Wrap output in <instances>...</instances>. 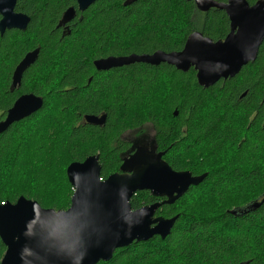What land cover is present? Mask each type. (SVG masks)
Wrapping results in <instances>:
<instances>
[{
    "label": "trees",
    "instance_id": "obj_1",
    "mask_svg": "<svg viewBox=\"0 0 264 264\" xmlns=\"http://www.w3.org/2000/svg\"><path fill=\"white\" fill-rule=\"evenodd\" d=\"M124 1L95 0L64 35L57 23L73 0L16 1L15 11L30 21L25 30L0 34V119L19 93L40 95L43 105L0 132V202L24 196L66 209L73 192L67 165L98 154L105 179L120 171L128 150L120 136L150 123L156 151L172 169L205 177L155 210L177 215L165 238L134 241L97 264H264V39L253 61L208 87L198 85L192 68L167 63L97 70L92 60L108 55L179 50L197 27L213 40L229 31L225 12L215 8L195 25L193 0ZM33 48L37 59L11 90L13 68ZM101 113L100 126L83 120ZM195 152L198 161L188 165ZM152 201L147 191L130 198L134 209ZM4 251L0 240V260Z\"/></svg>",
    "mask_w": 264,
    "mask_h": 264
},
{
    "label": "water",
    "instance_id": "obj_2",
    "mask_svg": "<svg viewBox=\"0 0 264 264\" xmlns=\"http://www.w3.org/2000/svg\"><path fill=\"white\" fill-rule=\"evenodd\" d=\"M16 1L0 0L1 35L6 29L25 30L30 21L27 14L14 10ZM74 1L82 11L95 0ZM131 1L125 0L124 5ZM193 1L196 10L207 12L215 8L225 12L229 31L224 38L213 40L193 30L179 50L109 55L95 59V69L107 70L135 62L167 63L183 72L192 67L198 85L203 87L236 75L242 66L256 58L264 39V0H256L253 4L246 0ZM74 15L75 8L69 6L58 26ZM38 52V48L30 50L18 62L12 74V87L20 83L22 73L37 59ZM42 105L41 96L20 95L0 120V132L30 116ZM105 117L104 113L85 114L83 120L100 126ZM162 155L163 152L154 157L139 154L124 159L120 171L103 180L97 154L69 163L65 172L73 192L66 209L44 208L36 200L24 196L13 203L0 204V240L5 246L0 264H97L108 261L116 249L134 241L154 236L165 238L177 215L154 217L155 210L161 203H173L190 186L201 183L205 173L195 176L188 170L176 171ZM143 190L166 198L132 209L130 198ZM230 213L238 212L234 209Z\"/></svg>",
    "mask_w": 264,
    "mask_h": 264
},
{
    "label": "rangeland",
    "instance_id": "obj_3",
    "mask_svg": "<svg viewBox=\"0 0 264 264\" xmlns=\"http://www.w3.org/2000/svg\"><path fill=\"white\" fill-rule=\"evenodd\" d=\"M202 13L196 12L195 16V25H200V22L202 20ZM200 27H197L196 29H199ZM168 118V117H166ZM154 128L150 123H144L140 127L136 129H131L125 131L121 137L124 138L126 141H131V148H134V150L131 153H127L125 159L134 157L135 155L141 154L142 156H148V157H154L157 153L155 152L154 147ZM201 152H195L194 155L188 157L186 159V163L188 165H193L198 161V156H200ZM196 155V156H195ZM12 163V156H8L5 160V165H10ZM27 168V167H26ZM123 171V170H122ZM127 171V170H126ZM28 175V169H25L23 171L22 177L25 178ZM26 180V179H25ZM20 188L14 190L12 193H15ZM59 190V189H58ZM59 195L62 197L63 194L59 193ZM206 195V189L201 191L197 197L199 196L200 199H203V197ZM221 230H226L225 228L221 227ZM228 231V230H227Z\"/></svg>",
    "mask_w": 264,
    "mask_h": 264
},
{
    "label": "flooded vegetation",
    "instance_id": "obj_4",
    "mask_svg": "<svg viewBox=\"0 0 264 264\" xmlns=\"http://www.w3.org/2000/svg\"><path fill=\"white\" fill-rule=\"evenodd\" d=\"M74 1V0H73ZM75 4V5H74ZM74 4H72V5H69V6H73L74 8H75V15H74V17L71 19V20H69V21H67L66 23H64V24H62V25H60L59 27L61 28V32H62V35H64V34H69L70 33V28H71V26L73 25V21L75 20V19H81V17H82V13H83V11H85L86 9H84V10H78L77 9V5H76V3H75V1H74ZM68 6V7H69ZM67 7V8H68ZM66 8V9H67ZM65 9V10H66ZM15 10V9H14ZM64 10V11H65ZM211 10V9H210ZM63 11V12H64ZM196 11H198L199 13H202L203 15L206 13V12H202V11H199V10H196ZM209 11V10H208ZM17 12H21V11H17ZM63 12H62V14H63ZM22 13H24V12H22ZM62 14H61V16H62ZM61 16H60V18H59V20L61 19ZM59 20H58V22H59ZM203 20H201V22H202ZM200 22V23H201ZM57 26H58V23H57ZM201 28V27H200ZM200 28L199 29H195V30H198V31H201L200 30ZM16 30H18V29H16ZM33 49H35V48H33ZM33 49H31V50H33ZM28 51H30V50H28ZM28 51H26L24 54H23V56L28 52ZM164 51V50H163ZM172 51V50H171ZM39 53V52H38ZM23 56L20 58V60L23 58ZM109 56V55H108ZM117 56V55H116ZM38 57V56H37ZM105 57H107V56H105ZM98 59V58H97ZM19 60V61H20ZM18 61V62H19ZM18 62H17V64H18ZM92 62H93V60H92ZM16 64V65H17ZM16 65H15V67H16ZM30 66V65H29ZM28 66V67H29ZM14 67V68H15ZM27 67V68H28ZM14 68H13V71H14ZM26 68V69H27ZM192 68V67H191ZM25 69V70H26ZM190 69V68H189ZM193 69V68H192ZM24 70V71H25ZM194 70V69H193ZM13 71H12V74H13ZM195 71V70H194ZM12 74H11V81H12ZM23 74V73H22ZM21 77H22V75H21ZM20 83H21V78H20ZM20 83L16 86V87H12L11 86V82H10V89L11 90H13V89H15V88H17V87H19V85H20ZM26 93H33V92H23V93H19V94H17L16 95V97L14 98V100H13V102L20 96V95H22V94H26ZM34 95H36V96H40V95H37V94H35V93H33ZM13 102H12V104H13ZM11 104V105H12ZM11 107V106H10ZM7 111V110H6ZM6 111H5V113H6ZM5 113H4V116H5ZM4 116H3V118L2 119H4ZM28 117V116H27ZM25 118V117H24ZM2 119H0V120H2ZM23 119V118H22ZM20 121V120H19ZM17 122V121H16ZM122 136V135H121ZM120 136V138L121 139H123L124 140V138L123 137H121ZM154 136H155V134H154ZM130 144H129V147H128V150L126 151V152H124L123 153V160H122V162L124 161V159H125V157H126V154L128 153H131L133 150H134V148H131V146H132V144H131V141L129 142ZM154 144H155V142H154ZM154 147H155V145H154ZM155 152L156 153H159V151H156V147H155ZM93 155V154H92ZM98 155V154H97ZM98 161H99V156H98ZM122 162H121V164L120 165H122ZM100 164V163H99ZM122 172V171H121ZM101 178V177H100ZM103 180V179H102ZM145 190H143V192H144ZM147 192H149V191H147ZM152 195V194H151ZM154 198H155V201H152V203H154V202H161V201H163L166 197L165 196H154V195H152ZM150 204V203H149ZM144 205V204H143ZM132 208V207H131ZM132 209H134V208H132ZM155 216H157V215H154V217Z\"/></svg>",
    "mask_w": 264,
    "mask_h": 264
},
{
    "label": "built area",
    "instance_id": "obj_5",
    "mask_svg": "<svg viewBox=\"0 0 264 264\" xmlns=\"http://www.w3.org/2000/svg\"><path fill=\"white\" fill-rule=\"evenodd\" d=\"M1 205H4V202H0Z\"/></svg>",
    "mask_w": 264,
    "mask_h": 264
}]
</instances>
